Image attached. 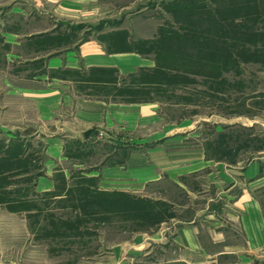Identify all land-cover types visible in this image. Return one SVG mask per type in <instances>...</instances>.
<instances>
[{
	"label": "rangeland",
	"instance_id": "374dc122",
	"mask_svg": "<svg viewBox=\"0 0 264 264\" xmlns=\"http://www.w3.org/2000/svg\"><path fill=\"white\" fill-rule=\"evenodd\" d=\"M184 1L101 0L94 15L104 20L81 21L77 16L70 22L58 19L64 12L36 7L34 0H0V264H167L184 253L172 243L163 245L162 235L173 237L180 224L171 221L174 211L184 220L195 209H219L225 201L218 196L226 194L230 182L236 184L228 191L233 196L249 189L237 172L250 162H257L263 174L264 0H189L183 5ZM189 7L200 9V17ZM122 17L133 18L137 34L128 46L121 45L124 34H117L118 45L108 50L132 49L154 65L121 79L123 85L111 94L151 107L136 109L131 125L118 121L119 126L108 130L105 120L100 122L103 133L97 137L100 143L114 142L110 147H84L72 140L65 143L62 155L57 148L47 152L44 134H60L61 124L68 134L80 135L85 126L75 117L78 100L97 95L99 87L92 81L108 75L89 71L90 80L82 84V73H47L42 62L30 65L32 57L51 48L76 47ZM39 20L45 21L40 28ZM52 25L49 31L55 34L31 39ZM185 30L202 51L209 50L207 43L225 48L216 66L207 56H195L192 42L177 43L185 52H176L177 44L171 43L172 53L160 50L164 42L159 34ZM14 31L17 34H11ZM46 74L47 80L74 84L49 87L51 83L41 79ZM46 89L61 90L59 94L70 99L67 104L51 102ZM169 134L174 135L164 138ZM123 144L126 149L117 148L104 164L121 165L116 174L121 179L106 181L104 170L100 172L103 156ZM131 153L143 155V170H154L157 177L163 176L165 166H178L195 156L203 155L211 163L181 178L195 196L188 209H182L177 204L186 199L174 184L164 179L147 183L135 169L141 163H128ZM253 194L264 222V185ZM127 196L141 205L131 203L136 210L125 206ZM163 197L168 203L159 201ZM187 254L189 261L204 259L198 253ZM226 257L221 261L242 264L236 256Z\"/></svg>",
	"mask_w": 264,
	"mask_h": 264
},
{
	"label": "crops",
	"instance_id": "0c3cea01",
	"mask_svg": "<svg viewBox=\"0 0 264 264\" xmlns=\"http://www.w3.org/2000/svg\"><path fill=\"white\" fill-rule=\"evenodd\" d=\"M34 1L35 4L33 5L36 7H51L53 12L55 9H57V11L64 12L57 14H64V16H59L58 19H60V17H64L67 18V20L69 19L70 22H75L77 16H81V21H86L88 19H90V21H95V19L99 21L105 19L104 17L98 18L94 15V12L98 11L99 7L101 8L102 6L101 0ZM45 12L48 11L46 10ZM84 14H89L90 16H85ZM108 17L110 16H107V19H109ZM56 22L59 21L57 20ZM131 22H134L133 18L129 20L122 17L117 20L115 24L108 23L103 25L101 30L93 33V37L83 39L76 45V47L66 46L60 47L57 50L51 48L46 50L43 54L39 53L37 56L32 57L33 62L31 61L30 65L36 66L38 63L42 62V66L45 68L47 73L59 70H73L82 73L85 76V79L81 82L82 84H87V81L90 80V76L87 74L89 71H97L103 75H108L105 76V78L101 77V79L92 81V84L94 83L99 87L97 95L89 98L83 97L78 100L79 105L77 107L75 117L79 123L85 126L84 129L79 132L80 135L76 136L72 132L68 134V131L65 130L66 127L61 124V128H57L60 130V134H55L54 132L44 134L45 140H48L49 144L46 148L47 152L57 148V151L61 152L62 155L66 148L65 143L72 140L78 142L79 145H84V147H90L94 144L95 146L107 145L106 147H110V144H113L114 142L109 141L107 143H100L101 138L99 136L97 137L99 131L102 132V130L98 129V127H100V122L102 123L103 120H105L104 125L108 128V130L112 129L113 126H119L118 121H121V125L124 123L131 125L132 119L135 118L134 112L136 109L139 111L143 107H151L150 105H145L144 103H135V101L132 100H119L116 94H111V92L116 93L118 91V87L123 85L121 79L136 74L140 70L152 68L154 65L152 59L142 56L140 53H137L132 49L122 48L108 50L111 45H118V42H116L114 37L117 36V34H124L125 40L123 41V44H121L122 46H128L133 43V34H137V30L132 27ZM39 23L40 28L41 23H45V21L39 20ZM140 27L141 26H139V29ZM48 28V26L44 27L43 32L34 33L32 38H30L37 40L43 36L46 37L47 34L53 35L56 33L49 31L54 28V25H52L49 29ZM11 34L17 33L14 31ZM108 37L110 38V41L105 42L104 39ZM31 39L28 41H31ZM25 42L27 41H23L22 43L25 44ZM47 76L48 75L46 74V76L41 79H43V81L44 79L47 80ZM49 80H47V83H51L49 87L53 88H64L66 85L71 87L74 84L71 81L63 79ZM104 91H109L110 94L103 93ZM45 93L46 97L51 99V102L57 103L61 100L64 104H67L66 99H70L66 96V94H59L62 92L58 89H46ZM122 115L123 117H121ZM141 116L137 115V117ZM93 127L96 129L91 130ZM64 133H67V135ZM171 135L174 134H169L164 136V138H167L168 140ZM19 136L20 135L18 134V137ZM126 146L127 145L125 144L119 147L114 146L112 153H107L103 156L104 163L102 164L103 166L102 169H100V172L101 170H104L103 177L106 181L110 179H121L119 178L121 175H116L117 171H120V167L118 166L121 165L104 164H107L108 160L113 156L116 150L126 149ZM143 158V155L138 156L135 153H131L129 154L127 161L128 163L131 161H137V164L141 163V165L135 166V169L137 167V171H142L141 176L143 180L146 179L147 183L164 179L174 184L175 188L180 191L182 197L186 199V203L182 204L180 202L177 204L182 209H188L190 204L189 202H191L192 198L195 196L188 192L183 185L184 183L181 181V178H187V176L197 173L201 169H206L209 166V163H211V161L205 160L203 155H201V158L195 156L194 158L186 159L184 164L178 166L176 164L174 166H165L162 170L163 176L158 173L159 175L157 177L154 170H149L147 172L143 170ZM139 166L142 168H139ZM259 170L260 165L257 162H250L245 168H243L242 172H237V175H239L237 177L243 178L245 181L243 186L248 185L249 189H241L237 195L233 196L228 193V191L235 187L236 184L233 181L230 182L229 189H225L226 194H222L221 197L218 196L225 201L219 209L217 207H206L207 209L204 208L198 210L195 209L192 210L194 211L193 214L184 220L180 218L178 219L179 215L176 214V211H174L175 219H172L171 221H178L180 224L176 227L177 229L173 237L167 238L165 234L162 235V240H164L163 245L165 247L172 243L177 247L178 251L184 253L180 256V258L169 260L167 264H199L200 262H203L200 264H230L221 261L224 257L227 258L226 256H236L237 261L242 264H264V222L259 203L254 197L255 194H253L254 188L259 189L264 185V172L263 174H260ZM143 176H147L148 178ZM93 177L97 176L94 175ZM109 191L113 192V190ZM213 200L214 199L212 198L209 201L212 202ZM159 201L168 203V200L164 197ZM162 233H165V231L163 230ZM231 237L237 239L231 240ZM151 240L152 239H150V241ZM186 252L198 253L204 259L196 258L194 261H189V258H184V255H188Z\"/></svg>",
	"mask_w": 264,
	"mask_h": 264
},
{
	"label": "trees",
	"instance_id": "16d2710c",
	"mask_svg": "<svg viewBox=\"0 0 264 264\" xmlns=\"http://www.w3.org/2000/svg\"><path fill=\"white\" fill-rule=\"evenodd\" d=\"M187 1H189V0H185L184 2H182L183 3V5H184V3H186ZM194 6H196V5H194ZM190 7H193V6H190ZM189 7V9H190V11L191 12H193L194 14H199V17H200V15H201V10L200 9H198V8H190ZM186 9H188V8H186ZM199 12V13H198ZM225 17V16H224ZM212 19H214V18H212ZM215 20V19H214ZM220 20H222V19H220ZM186 31V30H185ZM185 34H182L181 32H171L170 34H165L164 33V31L161 33V34H159V36H160V41H162V42H164L163 44V46H160V50L162 51V52H167V53H172V51H173V49L171 48L172 47V45L171 44H177L179 41H186V42H192L190 45V49L192 50V51H194V52H197L198 53V55H195V56H207L208 58H210L211 59V61H213V63L215 64V66H216V63H218V61L217 60H220V53H221V51L223 50H225V48H223V47H219L218 46V44H212V43H207V44H209V50H207V51H202L201 49H199V48H197V47H194L195 46V44H194V42H195V40H194V37L193 36H191L192 34H189L187 31L186 32H184ZM195 35V34H194ZM213 36H215V37H218V35L217 34H213ZM165 42L166 43H168L169 42V44H166L165 45ZM171 43V44H170ZM178 45H181V44H177V45H175L176 46V49L177 50H175L176 52H185L186 50H185V48H182V50H180L179 49V46ZM208 46V45H207ZM194 47V48H193ZM196 53V54H197ZM219 55V56H218ZM192 56V55H191ZM187 57H190V56H187ZM186 58V57H185ZM165 60V59H164ZM208 62V61H207ZM158 68L160 69V68H162V66H159L158 65ZM158 69V70H159ZM172 69V68H171ZM169 76V75H168ZM149 83V82H148ZM151 83H155V82H151ZM132 200V201H131ZM125 201H127V202H125V203H123L125 206H128V207H130L131 205H133V204H131V203H134L135 205H141V204H139V203H141L142 201H139V200H137V199H133V198H130V197H126L125 198ZM137 202H139V203H137ZM144 203L145 202H147V201H143ZM135 205H133V209H137V208H135Z\"/></svg>",
	"mask_w": 264,
	"mask_h": 264
}]
</instances>
